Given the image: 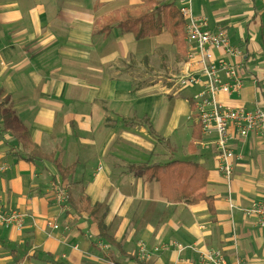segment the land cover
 I'll use <instances>...</instances> for the list:
<instances>
[{
	"label": "crops",
	"instance_id": "0c3cea01",
	"mask_svg": "<svg viewBox=\"0 0 264 264\" xmlns=\"http://www.w3.org/2000/svg\"><path fill=\"white\" fill-rule=\"evenodd\" d=\"M140 4L145 7L142 0H0V104L45 156L28 161V152L0 130V198L24 217L20 231L0 228V264H147L132 254L140 242L154 253L151 264H198L205 250L221 251L228 264H264V228L244 213L264 202V133L231 142L241 158L227 184L214 138L204 137L191 116L198 88L163 89L164 95L152 86L132 89L122 63L128 55L151 56L167 31L136 40L116 25L103 28L119 8L129 14L128 7ZM193 13L206 18L209 30L226 29L243 54L234 61L244 88L220 100L264 109V85L255 83L264 76V0H200ZM165 42L171 45V38ZM139 121L149 135L131 126ZM155 150L165 161L154 160ZM54 160L75 165L74 172L62 180ZM173 161L207 171L202 192L212 210L205 200L169 203L157 182L130 171ZM59 184L68 192L66 210L54 198ZM82 198L101 206L107 234L136 261L100 239L89 214L75 211L71 205ZM53 220L57 229L48 225Z\"/></svg>",
	"mask_w": 264,
	"mask_h": 264
},
{
	"label": "built area",
	"instance_id": "2783aa9c",
	"mask_svg": "<svg viewBox=\"0 0 264 264\" xmlns=\"http://www.w3.org/2000/svg\"><path fill=\"white\" fill-rule=\"evenodd\" d=\"M200 0H173V6L184 22L185 43L187 46L178 74L165 78L168 87L166 94L189 88H198L191 96L192 114L200 132L206 138H214L215 160L220 176L228 184L232 178L235 161L240 154L231 148L235 137L244 141L251 134L264 133V109L256 107L252 111L244 107H233L220 100L222 97L238 96L244 88L241 76V64L235 62L243 54L230 43L226 29L209 30L207 20L193 13V4ZM255 83L264 85V76L256 77ZM235 132L236 135H233ZM56 202L68 208V192L61 185L53 188ZM232 207V206H231ZM255 218L264 228V202L252 205L245 212ZM54 221L48 225L54 229ZM24 228V217L16 210H8L0 198V228ZM183 248L182 250H184ZM153 258L154 253L140 242L137 245V258ZM198 264H228L225 255L219 250H205L200 253ZM235 264H242L236 261Z\"/></svg>",
	"mask_w": 264,
	"mask_h": 264
},
{
	"label": "trees",
	"instance_id": "16d2710c",
	"mask_svg": "<svg viewBox=\"0 0 264 264\" xmlns=\"http://www.w3.org/2000/svg\"><path fill=\"white\" fill-rule=\"evenodd\" d=\"M142 1L145 3V10L140 17H131L123 11V14L108 18L104 24L103 31L110 32L113 25H116L123 32L132 33L136 40L157 37L163 31H167L172 38V44L177 55L180 59H183L187 49L184 22L176 8L158 0ZM5 106L6 104L4 103L0 104L1 132L8 133L18 145L28 152V161L45 158V156L41 155L40 149L31 142L27 129L19 123L11 110L5 109ZM194 137L200 139V134L195 133ZM158 141L161 142L160 139ZM53 163L62 180H65L74 172L75 165L64 168L57 160H54ZM130 171L144 178L146 182H157L160 186L161 195L169 203L192 205L205 200L208 207L212 210V199L202 192V189L206 186L207 171L198 164L173 161L167 164L131 167ZM71 206L78 214H89L93 221L97 223L98 237L100 239L116 249L128 261H136L134 256H127L122 251L120 243L107 234L102 222L103 218L97 215L101 208L100 205L91 207L90 200L82 198L78 205L73 204Z\"/></svg>",
	"mask_w": 264,
	"mask_h": 264
},
{
	"label": "rangeland",
	"instance_id": "374dc122",
	"mask_svg": "<svg viewBox=\"0 0 264 264\" xmlns=\"http://www.w3.org/2000/svg\"><path fill=\"white\" fill-rule=\"evenodd\" d=\"M162 3H167L173 6V0H158ZM139 4V3H138ZM175 8V7H174ZM126 9V8H123ZM127 9L131 10L128 11L131 17H140L145 10V7H143L141 4L136 7L135 5L128 7ZM117 11H124L122 9H118ZM117 12L118 14H123V12ZM126 12V11H125ZM127 13V12H126ZM99 28V27H97ZM167 38H171L170 34L168 32H165L164 36L161 39L160 44H156L154 48V52L149 57H143L139 59L138 61L135 59V57L128 55V57L124 60L122 63L121 69L123 70L125 80H128V82H131L132 89H138L143 88L146 86H152L154 87L155 91L158 90L161 94H165L163 89L166 86L165 78L169 75H175L179 73V70L181 68H177L178 64L183 61V59H180L179 56L176 53V50L172 44V38H171V45L167 41ZM163 41V42H162ZM179 69V70H178ZM186 94L187 91L183 92V94ZM134 116L132 115L131 118ZM192 117H191V120ZM131 126L136 127H143L146 131L147 135H149L148 126L145 122L139 121L137 123L132 122ZM151 137V136H149ZM152 138V137H151ZM162 146L165 147V143H162ZM169 148V146L166 145L165 148ZM158 151H154V160L159 161H165ZM146 240V239H145ZM135 257L137 256V251L135 250L132 253ZM148 261H146L147 264H151L153 262V258H148ZM138 261V260H137ZM139 264L142 262L138 261Z\"/></svg>",
	"mask_w": 264,
	"mask_h": 264
}]
</instances>
